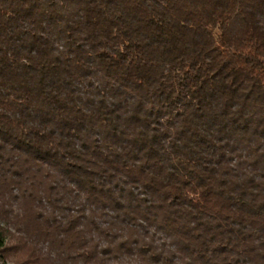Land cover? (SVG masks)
Masks as SVG:
<instances>
[{"label": "trees", "instance_id": "trees-1", "mask_svg": "<svg viewBox=\"0 0 264 264\" xmlns=\"http://www.w3.org/2000/svg\"><path fill=\"white\" fill-rule=\"evenodd\" d=\"M0 264H264V0H0Z\"/></svg>", "mask_w": 264, "mask_h": 264}]
</instances>
